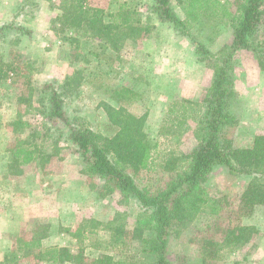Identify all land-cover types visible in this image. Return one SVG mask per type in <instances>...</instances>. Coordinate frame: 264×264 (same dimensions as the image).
<instances>
[{
    "label": "rangeland",
    "instance_id": "374dc122",
    "mask_svg": "<svg viewBox=\"0 0 264 264\" xmlns=\"http://www.w3.org/2000/svg\"><path fill=\"white\" fill-rule=\"evenodd\" d=\"M61 1L0 0V27L8 25L0 32V264H93L104 254L128 264H154V254L143 249L140 238L112 241L105 223L123 214V225L132 229L142 211L141 203L98 174L85 172L82 154L67 137L69 126L47 116L51 91L44 87L51 84L62 94L74 126L81 123L104 135H113L116 128L100 104L110 101L98 88L100 83H131L142 92L144 97L129 110L137 116L149 112L145 128L157 144L156 162L129 171L141 189L153 194L176 176L175 171L165 169L169 154L192 155L200 146L195 130L213 69L199 62L194 45L171 23L155 24L159 18L152 11L153 0H89L107 12L129 3L144 23L149 22L147 34L118 42L120 53L83 28L65 26L59 20ZM229 1L233 10L241 3ZM172 5L183 17L180 0H172ZM209 31L202 33V40L214 51L232 41L230 27L221 26L207 38L204 35ZM71 36L76 39H68ZM164 55L173 69L160 59ZM260 70L255 51L236 52L230 80L241 96L232 106L238 123L225 132L235 146H248L255 134L264 133V73ZM68 77L71 80L65 84ZM30 94L33 96L27 98ZM21 96L27 101H21ZM186 97L198 100L185 104ZM184 104L188 107H180ZM17 117L31 126L15 132L11 123ZM21 140L33 142L45 154L20 166L18 174L13 172L16 164L11 151ZM251 178L219 165L205 185L211 196L228 204L226 210L237 209ZM242 212L243 223L258 230L250 243L224 250L221 259L204 258L194 239L198 227L209 220L202 215L180 233L172 226L169 259L183 264H264V205L242 208ZM222 236L220 232L216 237L221 240ZM35 239H41V247H23L25 241ZM52 246L68 248L72 260L47 258L44 248Z\"/></svg>",
    "mask_w": 264,
    "mask_h": 264
},
{
    "label": "trees",
    "instance_id": "16d2710c",
    "mask_svg": "<svg viewBox=\"0 0 264 264\" xmlns=\"http://www.w3.org/2000/svg\"><path fill=\"white\" fill-rule=\"evenodd\" d=\"M180 5L183 17L174 9L172 0H153L152 11L160 21L171 23L179 34L190 40L197 59L213 69V80L195 130L200 146L192 155L184 152L169 154L165 169L175 171L176 176L166 187L149 194L136 184L129 171L152 167L156 162L157 144L145 128L149 112L137 116L129 110L131 105L144 97L142 92L129 85L100 83L98 88L110 99L100 104L110 124L116 128L113 135H104L81 123L79 127L74 126L68 118L62 94L51 84L44 87V90L51 91L47 116L69 126L67 137L82 154L85 172L98 174L113 183L122 194L134 196L141 203L142 211L132 229L123 225V214L105 223L112 241L117 244L128 237L140 238L143 249L154 254V264H183L169 259L170 231L172 226H176L177 233H180L194 226L202 215H207L209 220L203 227L195 226L198 227L195 243L201 248L204 258L221 259L224 250L240 248L250 243L258 233L254 226L243 223L242 208L249 210L256 205H264V133L255 134L248 146H235L225 133L228 127L238 123L232 110L237 92L230 80L236 52L242 49L255 51L258 65L264 71V0H241L236 10L232 9L229 0H180ZM60 6L62 14L59 20L65 26L83 28L88 34L110 43L114 51L121 49L119 41L149 32V22L144 23L129 3H123L116 12H107L89 0H62ZM7 26H1L0 32ZM221 26L232 29V41L213 51L202 40V33L210 30L209 35L204 36L211 38ZM257 35L260 36L258 40ZM68 39L75 40L76 37ZM66 80L65 84L71 79L68 77ZM73 82L77 80L74 78ZM31 96L33 94L27 98ZM27 98L21 96V101H27ZM11 124L15 132L31 126L22 117H17ZM11 153L12 162L16 164L13 172L18 174L22 171L18 170L20 166L45 154L33 142L22 140ZM219 165L228 167L235 174L252 176L240 196L237 209L226 210L228 204L223 199L214 198L207 190L205 183ZM220 232L223 233L221 240L216 237ZM41 246V239L25 241L23 245ZM44 250L47 258L54 261L72 260L68 248L52 246ZM93 264L128 263L104 254Z\"/></svg>",
    "mask_w": 264,
    "mask_h": 264
},
{
    "label": "crops",
    "instance_id": "0c3cea01",
    "mask_svg": "<svg viewBox=\"0 0 264 264\" xmlns=\"http://www.w3.org/2000/svg\"><path fill=\"white\" fill-rule=\"evenodd\" d=\"M143 19V18H142ZM169 23V22H168ZM155 24L157 25V26H159V25H165V24H167V22L166 23H164V22H161L159 19L157 20V22H155ZM212 50V49H211ZM214 51V50H213ZM116 53H120L119 51H115ZM194 54V53H193ZM160 59H163L165 62H166V65H167V68L168 69H173V67H172V62H167V58H166V56L164 55V58H160ZM182 59H184V58H182ZM199 62H201V61H199ZM201 63H203V62H201ZM260 68V67H259ZM261 69V68H260ZM262 73H264V71L263 70H260ZM213 76V75H212ZM124 85H129V86H132L133 87V85L131 84V83H123ZM234 89H235V87H234ZM235 91L237 92V89H235ZM237 96H238V98H241V96H240V93H237ZM175 98V95H174V93H172V96H171V100L173 101V99ZM187 98V99H186ZM186 98H184L183 99V102L185 103V104H187V103H189L191 100L193 101V100H195V98H197L196 100H198V97H194V98H190V97H186ZM237 98V97H236ZM181 100H177L179 103L180 102H182V98H180ZM185 100L187 101V102H185ZM235 100V99H234ZM175 102V99H174V101L172 102V103H174ZM233 103H234V101H233ZM185 104L184 105H180V107L181 106H183V107H188V106H185ZM172 107H174V105L172 106ZM179 107V108H180ZM232 110H233V107H232ZM234 112V111H233ZM162 114H163V112H162ZM188 117V116H187ZM186 117V118H187ZM186 118H185V120H186ZM186 122H187V120H186ZM187 127H189V124L187 123Z\"/></svg>",
    "mask_w": 264,
    "mask_h": 264
}]
</instances>
